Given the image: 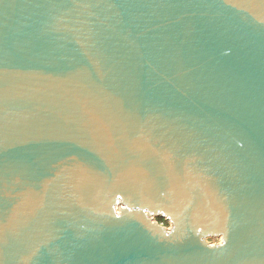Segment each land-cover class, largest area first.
Masks as SVG:
<instances>
[{
  "label": "water",
  "instance_id": "obj_1",
  "mask_svg": "<svg viewBox=\"0 0 264 264\" xmlns=\"http://www.w3.org/2000/svg\"><path fill=\"white\" fill-rule=\"evenodd\" d=\"M0 264H264V0H0Z\"/></svg>",
  "mask_w": 264,
  "mask_h": 264
},
{
  "label": "rangeland",
  "instance_id": "obj_2",
  "mask_svg": "<svg viewBox=\"0 0 264 264\" xmlns=\"http://www.w3.org/2000/svg\"><path fill=\"white\" fill-rule=\"evenodd\" d=\"M157 220H158V222L159 223H161V224H163V225H165V226H170V224L167 222V221H165L163 218H160V217H158V218H156ZM208 240L211 242V243H218V242H221V238H208Z\"/></svg>",
  "mask_w": 264,
  "mask_h": 264
}]
</instances>
